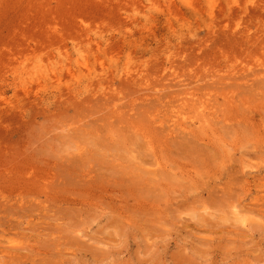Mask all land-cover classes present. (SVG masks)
Instances as JSON below:
<instances>
[{"label": "rangeland", "instance_id": "1", "mask_svg": "<svg viewBox=\"0 0 264 264\" xmlns=\"http://www.w3.org/2000/svg\"><path fill=\"white\" fill-rule=\"evenodd\" d=\"M0 264H264V0H0Z\"/></svg>", "mask_w": 264, "mask_h": 264}]
</instances>
